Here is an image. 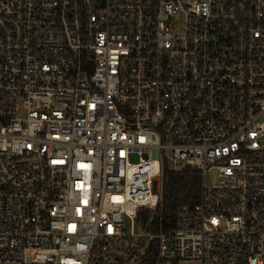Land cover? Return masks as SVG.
Instances as JSON below:
<instances>
[{
	"label": "built area",
	"instance_id": "built-area-1",
	"mask_svg": "<svg viewBox=\"0 0 264 264\" xmlns=\"http://www.w3.org/2000/svg\"><path fill=\"white\" fill-rule=\"evenodd\" d=\"M165 164L201 196L151 231ZM155 239V264H264V0H0V264Z\"/></svg>",
	"mask_w": 264,
	"mask_h": 264
},
{
	"label": "trees",
	"instance_id": "trees-1",
	"mask_svg": "<svg viewBox=\"0 0 264 264\" xmlns=\"http://www.w3.org/2000/svg\"><path fill=\"white\" fill-rule=\"evenodd\" d=\"M203 176L199 169L187 166L183 169H172L164 165V190L161 206L158 209L151 231H158L160 225L165 230L170 229L175 222L176 208L181 203H196L199 201L202 191ZM139 220L150 213L148 209L140 210ZM144 215V216H143ZM159 241L153 240L145 255L138 264H155L158 254Z\"/></svg>",
	"mask_w": 264,
	"mask_h": 264
}]
</instances>
